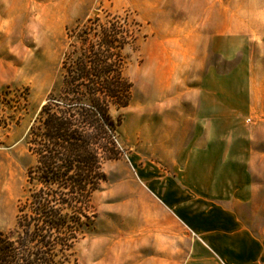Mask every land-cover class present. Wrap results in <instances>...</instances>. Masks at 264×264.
<instances>
[{
  "label": "rangeland",
  "instance_id": "obj_1",
  "mask_svg": "<svg viewBox=\"0 0 264 264\" xmlns=\"http://www.w3.org/2000/svg\"><path fill=\"white\" fill-rule=\"evenodd\" d=\"M185 2L0 0V230L9 231L16 224L27 169L34 162L27 133L60 81L67 30L106 12L128 13L141 26L135 42L125 49V74L133 83L131 101L126 107L113 109V114L121 117L122 155L105 164L108 182L95 196L99 217L94 230L75 248L77 264L130 261L135 252V231L140 230L137 236H143L146 243L148 230L155 228L154 220L162 225L165 217L153 208L155 203H162L149 189V176L162 175L167 169L163 140L171 95L165 90L166 70L172 58L187 53L164 51L162 47L179 45L191 37L156 35L155 28L185 14L199 16L200 3ZM234 6L237 35L192 37L198 51L187 53L188 59L195 61L188 69L189 83H200L211 68L220 78L234 75L236 90L252 93L253 111L260 107L259 97L264 91V20L258 18L264 11V0H234ZM181 81L176 80L179 86L175 93L187 90L181 88ZM247 102L242 103L243 112L249 108ZM254 114L253 121L259 122L260 112ZM247 117L251 114L240 119ZM193 236L188 229L189 250Z\"/></svg>",
  "mask_w": 264,
  "mask_h": 264
},
{
  "label": "crops",
  "instance_id": "obj_2",
  "mask_svg": "<svg viewBox=\"0 0 264 264\" xmlns=\"http://www.w3.org/2000/svg\"><path fill=\"white\" fill-rule=\"evenodd\" d=\"M185 3H200L199 16H179L158 25L155 34L191 38L162 50L193 53L198 47L192 37L238 34L234 0L227 6L225 0ZM258 18L264 20V11ZM187 53L172 58L166 70L167 169L149 176V189L162 203L153 208L165 219L161 226L154 220L146 243L135 231L131 260L118 264H264V91L252 111V93L238 92L234 75L220 78L211 68L191 85L188 69L195 61ZM177 79L186 91L175 93ZM243 101L249 107L244 112ZM257 110L259 122L252 119ZM188 229L194 234L191 250Z\"/></svg>",
  "mask_w": 264,
  "mask_h": 264
},
{
  "label": "trees",
  "instance_id": "obj_3",
  "mask_svg": "<svg viewBox=\"0 0 264 264\" xmlns=\"http://www.w3.org/2000/svg\"><path fill=\"white\" fill-rule=\"evenodd\" d=\"M140 26L128 13L106 12L68 28L60 81L27 133L34 162L16 224L0 230V264H77L75 248L99 217L105 164L122 155L113 109L132 98L125 49Z\"/></svg>",
  "mask_w": 264,
  "mask_h": 264
}]
</instances>
